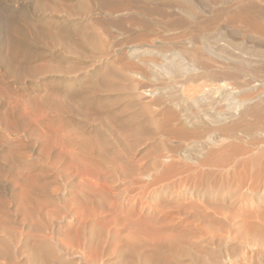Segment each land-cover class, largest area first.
Returning a JSON list of instances; mask_svg holds the SVG:
<instances>
[{
    "label": "rangeland",
    "instance_id": "374dc122",
    "mask_svg": "<svg viewBox=\"0 0 264 264\" xmlns=\"http://www.w3.org/2000/svg\"><path fill=\"white\" fill-rule=\"evenodd\" d=\"M210 42L229 53L264 51V0H0V264H32L33 248L56 241L53 253L75 264L76 255L60 247L77 250L81 232L92 248L102 238L103 260H114L136 233L123 223L125 212L148 223L168 200L165 210L175 215L178 190L192 186L205 198L231 201L222 188L237 173L220 170L231 165L201 167L180 156L161 164L163 156L208 149L197 145L207 142L211 127L184 123L175 102L209 93L217 103L221 89L240 96L234 79L216 78L241 65L213 60L204 51ZM179 60L194 66L185 77H200L162 72L160 66ZM172 84L174 97L166 87ZM229 141L240 145L222 142ZM209 149L222 151L218 144ZM162 167L174 168L169 178L143 187L145 176H159ZM192 168L202 169L186 181ZM162 183L171 188L158 194ZM192 224V232L182 230L190 226L184 222L166 233L197 247L243 244L244 231Z\"/></svg>",
    "mask_w": 264,
    "mask_h": 264
},
{
    "label": "bare ground",
    "instance_id": "6f19581e",
    "mask_svg": "<svg viewBox=\"0 0 264 264\" xmlns=\"http://www.w3.org/2000/svg\"><path fill=\"white\" fill-rule=\"evenodd\" d=\"M214 43L204 45V51L213 60L221 62V65H224L222 62L228 65L236 63L241 65V69L238 71L226 70L224 68L225 70L221 71L222 76L220 75L221 77L216 78L220 82L224 79H234L239 83L240 96L232 90L221 89L219 93L220 100L217 103L214 102L215 100L210 97L209 93L194 98L190 103H187L184 99L175 102L174 105L178 108L177 113L184 123L192 126L208 125L211 127V131L207 135V142L204 144L198 143L197 145L200 150L208 149L205 153L196 151L195 157H190L185 153L181 154V152L177 155L170 154L163 156L161 157V164L169 167L171 166V160L180 156L201 167L217 164L224 167L227 165H231V167L240 166L241 168H220L226 174L237 173L236 179L233 177L232 183L222 188L223 191L227 190L231 201L226 203L222 199L215 201L205 198L204 194L198 190L196 191L192 186L178 190L179 192L174 200L176 203L175 208H177L175 215L171 214V211L165 210L169 207L167 206L168 200L156 205L159 209L157 212H154L155 217L153 216L148 223L136 217L135 220H132L128 216L135 215L133 211H124L126 214H123V223L129 228H135V232L142 236L135 233L137 237L134 236L131 240L129 238L132 236L127 238L129 240L118 250L114 260H103L105 255V244L103 243L105 241L103 242L102 238H98V246L92 248L91 242H86L81 232L79 238L76 240L77 245L75 246L77 250L72 251L69 246H65L66 243L60 247L64 251L63 254L76 255L75 264H250V258L254 256H257L259 261L264 260V213H259L258 207H256V205L260 206L264 212V201L258 198L264 197V51L255 50L251 52L242 47L239 52L237 51L238 53H229L225 52L223 48L214 47ZM182 62L180 60L178 62L170 61L167 65L164 64L160 67L162 72L164 71L166 74L173 76L177 73L185 77V74L194 69V66L189 65V62L188 64H183ZM220 67H218L219 70ZM218 68L216 67V69ZM199 77L197 74L196 76L188 75L185 77V80H197ZM175 84L166 86L172 97L176 95L174 94L176 90ZM141 89H136L135 96L143 101L145 99V91ZM227 139L239 140L240 145L235 146L230 141L224 144L222 141ZM217 144L222 150L219 154H215L216 151L209 149V145L213 146ZM226 147L229 151L228 155L224 153ZM173 169L163 167L160 171L157 169L156 172H158L159 176H153V178L150 175H146V180L142 181L144 183H142V186H156L161 181H166L169 178L167 177V173ZM182 169L180 168V170ZM193 169L195 170L192 171ZM201 169H190L193 174L190 177L186 176V181L189 178H193L194 173L201 171ZM191 173L187 175H191ZM167 183H162L161 188L156 192L163 194L167 190H170L171 187ZM262 183L263 186L261 187ZM156 192L153 194H157ZM152 197L155 198V195H152ZM192 199L196 201H192ZM247 201H250L249 211L246 214H242L240 210L246 205ZM252 202L256 205H252ZM174 219H177L176 223H173ZM196 220H201L203 225L213 228L217 227L216 225L214 226L216 222L221 223L230 233L244 231L242 236L244 239L243 244L249 248L242 255L240 252L241 245L243 246V244L239 245L235 243L236 245L228 247L225 240H219L216 244L217 248L214 246L215 249L212 247L213 245L210 246L212 244L210 243L211 241H207L206 243L208 244L205 243V246L197 247L188 243V240L175 238L174 235L166 233L167 230H172V228L177 225L180 226L184 222L190 223V226L184 227L182 230L192 232L194 231L192 230V227H194L192 223L196 222ZM106 223H109V220ZM82 224L84 225L83 222H81ZM81 229L84 228L81 227ZM129 233L132 235L131 231ZM76 235L78 233H75V238ZM50 246V248L44 250L33 248L34 251L29 256V261L32 264H71L65 256L53 253L55 252V247L60 246L57 241ZM183 256L189 257L188 263L182 260Z\"/></svg>",
    "mask_w": 264,
    "mask_h": 264
}]
</instances>
